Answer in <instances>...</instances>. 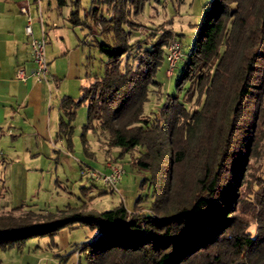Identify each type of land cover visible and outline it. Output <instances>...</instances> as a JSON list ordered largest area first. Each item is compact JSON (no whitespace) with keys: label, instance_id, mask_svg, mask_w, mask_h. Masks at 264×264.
I'll return each mask as SVG.
<instances>
[{"label":"trees","instance_id":"trees-1","mask_svg":"<svg viewBox=\"0 0 264 264\" xmlns=\"http://www.w3.org/2000/svg\"><path fill=\"white\" fill-rule=\"evenodd\" d=\"M104 1L108 16L98 6L92 12L105 37L94 36L106 57L103 72L77 99L62 98L58 136L71 147L72 120L85 103L84 132L98 122L117 158L139 149L134 163L149 172L152 201L147 210L141 197L131 210L123 202L101 211L14 207L0 214V250L79 223L97 230L76 249L86 264H264V174L252 176L251 199L239 184L264 124V0L203 4L176 92L154 116L144 105L155 73L169 41L181 40L172 29L133 36L131 15L147 0ZM77 5L68 19L83 24Z\"/></svg>","mask_w":264,"mask_h":264},{"label":"rangeland","instance_id":"rangeland-1","mask_svg":"<svg viewBox=\"0 0 264 264\" xmlns=\"http://www.w3.org/2000/svg\"><path fill=\"white\" fill-rule=\"evenodd\" d=\"M209 0H147L138 15L131 18L138 25L133 27V36H144L149 32L158 33L172 29L181 40L183 53L192 46L196 23L203 14V4ZM46 29L56 25L60 37L47 34L46 55L49 45L56 48L55 41H63L65 50H59L54 64L49 70L59 79L58 85L49 90L52 107L56 109L64 95L77 99L81 88L103 72L105 55L95 45V38L105 39L101 28L92 23L93 6H98V15L108 16L111 8L104 0H66L58 5L57 0H42ZM79 15L92 28L73 24L68 16L75 3ZM48 26V27H47ZM47 31V30H46ZM87 33L89 40L80 43V32ZM180 34V35H178ZM110 36V35H109ZM52 48V49H53ZM62 48V47H61ZM182 59L169 71L164 61L155 73L149 99L145 102L146 114L159 112L166 96L176 92V79L182 69ZM51 67V68H50ZM54 69V70H53ZM264 106V94L262 99ZM193 107V104L192 106ZM154 116V115H153ZM87 106L82 103L72 120L73 133L71 147L65 139H60L53 129L52 137L26 132L23 135H6L0 140V214L11 208L23 206L35 211L55 212L66 206L86 205L97 211L110 209L123 202L129 210L134 208L139 197L143 210L152 201V187L144 181L149 172L134 163L138 148L117 158L118 147L107 145V132L96 125L95 130H86ZM84 133V136L83 134ZM83 140L86 142L84 147ZM69 149V153L67 152ZM115 161L124 167V174L118 183V190L108 188L104 183L82 175V168L90 166L106 170V163ZM264 174V124L257 132L256 140L247 156L244 171L239 181L240 190L247 199L252 198V176ZM84 186L89 187L84 191ZM254 230V225L250 227ZM97 230L75 223L50 236H34L0 250V264H86L83 254L76 250L84 241L91 240Z\"/></svg>","mask_w":264,"mask_h":264},{"label":"crops","instance_id":"crops-1","mask_svg":"<svg viewBox=\"0 0 264 264\" xmlns=\"http://www.w3.org/2000/svg\"><path fill=\"white\" fill-rule=\"evenodd\" d=\"M40 1L43 11L47 7ZM23 5L28 6L33 17V32L39 36L41 31L37 21L36 0H0V140L6 135L9 136V133L11 136H18L26 132L39 134L41 137H52L53 129L58 135L60 103L62 98L67 96L61 97L59 105L53 109L49 90L53 84L57 86L60 81L51 71V67L48 81L37 80L33 76H28L26 80L16 77V69L19 66H24L27 70L33 66L32 51L25 33L26 14L20 9ZM58 29L56 25H52L46 32L59 38ZM82 32L80 43H85L89 36L87 33L82 35ZM50 39L52 38L49 35V41ZM63 41L57 39L55 49L52 44L49 45V64L55 63L59 50L67 48ZM67 152H70L69 149Z\"/></svg>","mask_w":264,"mask_h":264},{"label":"built area","instance_id":"built-area-1","mask_svg":"<svg viewBox=\"0 0 264 264\" xmlns=\"http://www.w3.org/2000/svg\"><path fill=\"white\" fill-rule=\"evenodd\" d=\"M37 3V21L40 26L41 34L36 36L33 32V17L30 15L28 6H21V11L26 14L25 33L28 36L29 44L32 51L33 66L27 70L24 66H19L16 69V77L21 80H26L28 76H33L37 80L48 81L49 76V60L46 55V45L48 42L46 23L41 8V1L36 0ZM183 48L181 42L174 38L169 41L167 45L166 61L168 70L171 71L178 60L183 56ZM106 170H98L90 166L82 168V175L90 179L98 180L104 183L108 188L118 190V183L120 182L123 174L124 167L115 161L106 163Z\"/></svg>","mask_w":264,"mask_h":264}]
</instances>
